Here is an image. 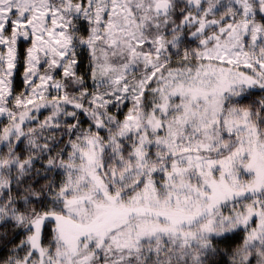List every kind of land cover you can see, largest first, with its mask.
Segmentation results:
<instances>
[{"label": "snow or ice", "instance_id": "snow-or-ice-1", "mask_svg": "<svg viewBox=\"0 0 264 264\" xmlns=\"http://www.w3.org/2000/svg\"><path fill=\"white\" fill-rule=\"evenodd\" d=\"M0 264H264V0H0Z\"/></svg>", "mask_w": 264, "mask_h": 264}]
</instances>
